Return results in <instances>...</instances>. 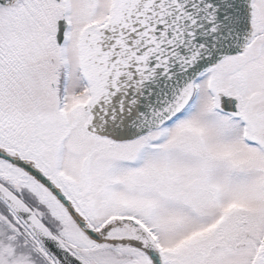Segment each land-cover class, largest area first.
<instances>
[{
    "label": "snow or ice",
    "instance_id": "obj_1",
    "mask_svg": "<svg viewBox=\"0 0 264 264\" xmlns=\"http://www.w3.org/2000/svg\"><path fill=\"white\" fill-rule=\"evenodd\" d=\"M0 264H264V0H0Z\"/></svg>",
    "mask_w": 264,
    "mask_h": 264
}]
</instances>
